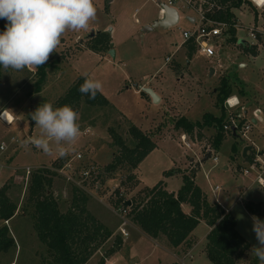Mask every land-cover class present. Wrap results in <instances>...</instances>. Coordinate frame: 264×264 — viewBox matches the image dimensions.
Returning <instances> with one entry per match:
<instances>
[{
    "label": "rangeland",
    "instance_id": "374dc122",
    "mask_svg": "<svg viewBox=\"0 0 264 264\" xmlns=\"http://www.w3.org/2000/svg\"><path fill=\"white\" fill-rule=\"evenodd\" d=\"M177 1L187 7L185 0ZM247 1L248 3L234 11L239 20L236 28L239 42L243 43L229 40L231 36L228 33L224 36L228 42L225 39H217V56L210 58L200 55L196 49L189 58L190 41L184 38L183 30L195 28V25L187 19L182 9L181 23L169 28L159 26L144 31L145 26L135 24L134 19L127 23L128 27L126 23L122 24V37L117 35V41L111 42L114 44L113 49L119 52L117 57L112 56L106 48L102 51L105 56L93 52L90 50L93 41L89 35L93 28L98 34L99 30L110 24L111 19L108 9H105L108 4L103 0H95L97 14L90 28L80 32L67 31L61 38L57 52H53L46 62L47 79L38 94L42 98L35 107L36 110L43 103H52L55 108L57 101L69 87L79 77H85V73L102 82L100 92L108 100V105H91L82 100L73 108L78 114L77 123L81 131L71 146V151L63 157L57 154L54 142L51 153H45L30 143H24L40 135V128L31 119L32 100L37 95V68H25L22 71L9 69L5 72L1 67L0 114L8 110L15 116V121L8 125L0 118V146L4 144V149L0 148V183L7 180L5 183L10 184L9 195L17 204V211L8 221L0 219V227L7 225L16 242L15 247L0 256V264H46L53 260L47 246L38 237L36 209L29 195L32 175L43 167H50L55 173L51 191L62 212L75 208L78 210L77 206L82 205L81 198L86 197L87 211L107 219L105 221L111 225L112 235L86 264H103V260L106 264L108 258L118 251L119 254L107 264L172 262L173 259L169 257L171 253L167 251L169 249L172 252L168 239L163 235L156 242L149 240L147 236L139 239L135 232L136 225L129 213L126 214L129 221L127 231L134 233L124 244L127 236L120 232L118 208L121 203L117 201L123 197L127 200L138 197L146 187H153L162 181L164 175L175 174L170 189L178 191L183 183V174L179 168L193 171L197 185L206 194L210 193L211 186L221 187L219 199L232 207L238 220V230L251 247L258 244L252 230L253 215L245 205L253 202L252 200L264 201V189L257 183H252L239 171V166L246 161L242 156L246 142L234 133L226 131V138L220 149H216L215 126L196 129L192 134L175 127L177 119L182 116L195 122L202 120L206 112L221 114L220 107L216 105V90L222 78L230 80L233 89L230 96H239L242 103V106L230 111L224 102L225 121L229 115L242 121L252 120L253 112L249 118L244 114L247 101H251V110L261 106L260 101L264 100V45H260V54L256 58H253L252 54L249 55L245 48L253 44L258 45L259 39L264 37L258 33L259 39L253 40L249 34V27L254 25L255 20L252 11L257 7L250 0ZM136 9L139 10V19L147 16L152 19L157 17L153 0H135L130 5L131 13ZM189 12L195 14L193 11ZM259 12L261 13L260 9ZM3 22L4 20L0 19V24ZM113 25L114 23L102 32H109ZM127 31L132 36L126 37ZM78 35L80 38L76 41ZM179 46H183L180 52ZM167 57H170L169 61L166 60ZM176 64L179 66L175 67ZM157 82L163 85V89L157 86ZM148 83L160 89L163 101L154 103L148 93V96L142 93L145 92L144 88L149 87ZM133 125L147 133H153L154 138L159 140L158 146L144 159L139 171L138 167L133 168L128 163L109 169L119 153L111 131H116L132 146L134 141L129 130ZM182 136H185V139ZM233 147L238 156L234 162L231 161ZM208 149H214L219 156V162L216 164L210 158L196 167V163L203 159ZM79 153L83 154L80 159L77 158ZM194 158V163H191ZM67 164H70V167L65 168ZM91 165H94L96 170L91 177L86 178L83 176V170ZM226 165L229 166L228 169L225 168ZM167 172L171 174L167 175ZM130 177L134 178L131 180ZM139 180H142L144 188H140ZM208 228L205 223H201L195 232L199 244L194 254L200 259L204 258L201 250L207 244ZM118 237L122 239L121 245L117 244ZM181 249L176 250L180 255L186 250ZM111 250L113 252H110ZM207 257L208 255L204 258L207 263H201L200 260V264H213ZM185 262L196 264L192 263L190 258H186Z\"/></svg>",
    "mask_w": 264,
    "mask_h": 264
},
{
    "label": "trees",
    "instance_id": "16d2710c",
    "mask_svg": "<svg viewBox=\"0 0 264 264\" xmlns=\"http://www.w3.org/2000/svg\"><path fill=\"white\" fill-rule=\"evenodd\" d=\"M219 7L208 13L213 20L228 23L230 40L236 39L237 17L235 10L247 0H213ZM264 15V13H263ZM7 21L0 24V30H5ZM93 42L90 49L95 52H102L105 48H111L110 32L99 31L98 34L90 38ZM247 52L256 55L257 46L251 45L245 48ZM196 46L190 40L188 50L189 58L192 57ZM175 67H178L176 64ZM48 65L37 68L36 93L42 91L47 79ZM1 76V67H0ZM85 77H79L57 101L56 107L69 105L74 108L82 100L91 105H108V100L99 91L95 99H90L88 95L79 92L80 85ZM233 89L228 78H222L220 86L216 90V105L220 107L221 114L214 115L206 112L202 120L191 121L185 116L177 119L175 127L182 129L185 133L192 134L196 129L215 126L217 134L214 140V147L220 149L225 136L224 124L226 119L225 100L232 94ZM146 96V92H142ZM129 133L134 141L129 146L125 139L112 130L111 134L114 144L118 146L119 153L115 156L114 163L109 169L116 168L119 164L128 163L131 167L137 168L145 157L155 149L156 142L151 134L141 130L137 126H131ZM233 152L235 147L232 148ZM54 172L50 167H43L32 175L29 184V195L36 209V230L40 241L48 248V252L53 257L51 263L46 264H86L98 248L112 235V231L101 223L86 208V197L81 198L80 206L74 210L69 209L62 212L58 201L54 197L51 186ZM167 172V175H170ZM195 173L183 174V185L178 192H170L164 182L160 181L153 187H146L141 194L131 199L130 217L132 222L138 226L146 235L151 238L165 236L174 248L180 246L191 247V234L198 224L203 220L211 230L207 235L206 252L213 264H241L248 251L251 249L249 241L237 229V221L232 213L226 212L217 201H210L207 195L196 184ZM131 180L134 177H130ZM129 178V179H130ZM10 184L5 183L0 188V219L10 220L17 211V204L9 195ZM125 197L119 198V203L125 202ZM191 206L190 213H187L183 205ZM246 209L253 216L264 220V208L261 203L248 202ZM117 244H122L121 237H118ZM16 242L7 225L0 227V256L15 247ZM110 252H113L111 250ZM105 263L104 260L102 261ZM252 264H259L258 259L253 256ZM174 264V263H173Z\"/></svg>",
    "mask_w": 264,
    "mask_h": 264
},
{
    "label": "clouds",
    "instance_id": "9594fccd",
    "mask_svg": "<svg viewBox=\"0 0 264 264\" xmlns=\"http://www.w3.org/2000/svg\"><path fill=\"white\" fill-rule=\"evenodd\" d=\"M96 14L94 0H0V19L7 21L0 32V67L7 72L44 65L57 52L67 31H87ZM84 76L79 92L95 99L102 82L87 73ZM31 119L40 128V135L24 143L45 153L52 152L54 142L57 154L67 155L80 135L78 114L69 105L54 108L52 103H43ZM252 219L258 244L253 245L251 253L264 264V220Z\"/></svg>",
    "mask_w": 264,
    "mask_h": 264
},
{
    "label": "crops",
    "instance_id": "0c3cea01",
    "mask_svg": "<svg viewBox=\"0 0 264 264\" xmlns=\"http://www.w3.org/2000/svg\"><path fill=\"white\" fill-rule=\"evenodd\" d=\"M105 3H107L108 5H106L107 7L105 8V9H108V15L110 16V24H108V25H106V27H104L103 28V30H106V29H108L109 28V25H112L113 23H114V25H113V27L112 28H110V33H111V31H112V33H111V40L112 41H117V35H121V37H122V35H123V32H122V29L121 28H123L124 26L122 25V24H124V23H126V26H127V23L128 22H132V19H134V21H135V24H138V23H140V25L141 26H147V25H152L156 20H158V19H160L163 15H164V12H163V5L164 4H168V1L169 0H153V1H155V9H154V11H155V13H157V17H153V19L152 18H149L148 16L147 17H144V18H141V19H139L138 18V13H139V10L138 9H136L133 13H131V10H130V5L135 1V0H103ZM94 3H95V0H94ZM186 4V3H185ZM169 5V4H168ZM187 6V5H186ZM172 7H174V8H176L177 10H178V13H179V21H178V23L176 24V25H179L180 23H181V19H182V16H181V9L182 10H184L185 11V14H186V17H187V19L191 22V23H193L195 26H196V24H197V22H198V19H197V14H196V12L194 11V10H192L191 8H188V7H185V5H183V4H181V2H179V1H176L173 5H172ZM189 11H193L195 14L193 15V14H191ZM131 13V14H130ZM252 13L254 14V18H255V20H254V25L255 26H257L260 30H261V32H260V34L261 35H263V37H264V15L262 14V13H258V8H256L255 10H253L252 11ZM238 22H239V20L237 19V27H238ZM119 24H120V26H119ZM253 25V26H254ZM128 27V26H127ZM236 27V28H237ZM251 27V26H250ZM249 27V28H250ZM193 29V28H192ZM103 30H99V31H103ZM125 30H126V27H125ZM186 30V29H185ZM185 30H183V31H185ZM188 30H190V29H188ZM93 31H96L95 30V28H93ZM228 34V33H227ZM126 37L129 35V36H132L130 33L128 34V31L126 32ZM228 36V35H227ZM226 37V36H225ZM225 37L223 38V39H225ZM229 37V36H228ZM80 37H79V35L76 37V41L79 39ZM236 38H237V41H238V43H243V42H239V36H238V30L236 29ZM229 40H230V37L228 38ZM258 39H259V36H258ZM227 40V38L225 39V41ZM227 42H228V40H227ZM260 45L262 46V45H264V38L263 39H259V44L258 45H256L257 46V54L256 55H253L252 54V56H253V58H256V57H258L259 56V54H260V51H259V49H260ZM248 47V46H247ZM112 48H114V44H113V47ZM112 48H110L109 50H108V52H110V50L112 49ZM183 48V46H179L178 47V52H180V50ZM90 50H92V49H90ZM93 51V50H92ZM115 51V55H116V57L118 56V54H119V52H118V50H114ZM93 52H95V51H93ZM95 53H98V52H95ZM103 54L104 56L106 55V54H104L103 52H100V54ZM249 53V52H248ZM108 54V53H107ZM251 53H249V55H250ZM47 64V63H46ZM244 66H247V64H243ZM179 66V65H178ZM262 73L264 74V69H263V71H262ZM157 84H159V85H157L158 87H161V89H163V85H161V83L160 82H157ZM148 85H149V87L150 88H152V89H154V91H156L158 94H159V96L161 97V101H163V96L160 94V92H159V90L157 89V88H155V86H153L151 83H148ZM242 94V93H241ZM239 97V96H238ZM240 98V97H239ZM248 102V104L246 103V110H245V112H244V114H245V116L247 117V118H249V116L251 117V113H252V105H251V101H247ZM260 108H262V112H261V114L259 115V118L256 120V125L257 124H261L260 126L258 125V127H255V129H254V131H253V139L256 141V144L259 146V147H264V142L262 141V140H264V139H262V133H263V131H264V100H261L260 101ZM251 107V108H250ZM255 107V106H254ZM8 111V110H7ZM13 118H14V121H15V116L13 115ZM253 118V117H252ZM144 132H146V131H144ZM147 133V132H146ZM148 134H151L152 136H153V139H154V141L156 142V147L158 146V142H159V140H157L156 138H154V134L153 133H148ZM161 140V139H160ZM156 147H155V149H156ZM154 149V150H155ZM154 150H152L146 157H145V159L146 158H148L153 152H154ZM244 150V149H243ZM233 154H231V161L232 162H234L235 160H236V158L238 157V156H236L237 155V153L235 152H232ZM242 156H243V151H242ZM243 157H245V156H243ZM144 161V160H143ZM142 161V162H143ZM192 162L191 163H194V161H195V158L194 159H192L191 160ZM201 161H202V159H201ZM201 161H198V164L196 163V167L197 166H199L202 162ZM141 162V163H142ZM201 162V163H200ZM141 163L139 164V166H138V171H139V167H140V165H141ZM225 168L226 169H228L229 168V166L228 165H226L225 166ZM179 171L182 173V174H184V173H191L190 171H188L187 170V168H185V169H183V168H179ZM178 173V172H177ZM176 173V174H177ZM178 175V174H177ZM175 176V174L174 175H170V176H165L164 175V178L162 179V181L164 182V186H165V188L168 190V191H170V192H178V191H174V190H172V189H170V183H171V180L173 179V177ZM249 179V178H248ZM194 180H195V176H194ZM7 181V180H6ZM5 181V182H6ZM5 182H1L0 183V188L5 184ZM196 182V181H195ZM197 184V183H196ZM182 185H183V183H182ZM139 186H140V188H144L145 186H143V183H142V180L140 181L139 180ZM216 187H218L217 189H216ZM211 188V190H210V193L209 194H206L204 191V193L207 195V197H208V199L210 200V201H217L218 203H220L221 205H222V207L223 208H225V209H227L230 213H232L233 214V209H232V207H230V206H227L224 202H222L220 199H219V191L221 190V187H219V186H214V187H210ZM213 196V197H212ZM214 198V199H213ZM239 201H241V198H239ZM253 202L255 201V200H252ZM256 203H261L262 204V206H263V208H264V201L263 200H259V199H257L256 201H255ZM183 208H184V210L187 212V213H190V211H191V206L189 205V204H184L183 205ZM94 215V214H93ZM252 215V214H251ZM101 223H103L105 226H107L108 228H110V230L112 229L111 228V225L107 222V221H105V220H107V219H105L104 220V218H101L99 215H94ZM233 216L235 217V215L233 214ZM102 221H101V220ZM235 219H236V217H235ZM236 221H237V229H238V220L236 219ZM201 223H205L209 228H208V232H207V234H206V238H207V235H208V233L210 232V230H211V227L205 222V221H201L199 224H198V226L201 224ZM197 226V227H198ZM197 227L193 230V232H192V234H191V238H192V246L191 247H186V246H180L179 248H174L171 244H170V248H172V252L171 251H169V249H167V247L165 248V249H167V251L168 252H170L171 253V255L169 256L171 259H173L172 260V262H169V263H167V264H180L179 262H181L182 264H187L186 262H185V259L186 258H190L191 259V262L193 263V262H195L196 264H200V260H201V263H204V262H206L207 263V261H206V259H204L205 258V256L207 255V252H206V245H205V248L204 249H202L201 251H203V256H204V258L203 257H201V259H200V257L197 255H195L194 254V252H195V250H196V248H197V246H198V244H199V241H198V239L196 238V236H195V232H196V229H197ZM135 232H136V234H138V238L140 239L142 236H147L148 237V239L149 240H151V241H155L156 242V240H158L159 238H160V236L158 237V238H151V237H149L148 235H146L138 226H136L135 227ZM240 232V231H239ZM113 233V232H112ZM132 233H134L133 231H132ZM132 233H129V235L126 237V239H125V241H124V244L127 242V239L129 240V238L131 237V235H132ZM242 234V233H241ZM168 243H169V241H168ZM165 247V246H164ZM181 248H185L186 250L185 251H183V254L182 255H180V253L178 252V251H181L182 249ZM251 249H252V247H251ZM251 249L248 251V253L246 254V256H245V260L241 263V264H252L251 263V259H252V257L254 256V255H252V253H251ZM176 250H178L177 252H176ZM119 252L120 251H118L117 253H115V254H113L112 256H110L109 258H108V260H107V262H106V264L108 263V261L111 259V258H113L115 255H117V254H119ZM199 259V260H198ZM207 259H208V257H207Z\"/></svg>",
    "mask_w": 264,
    "mask_h": 264
},
{
    "label": "built area",
    "instance_id": "2783aa9c",
    "mask_svg": "<svg viewBox=\"0 0 264 264\" xmlns=\"http://www.w3.org/2000/svg\"><path fill=\"white\" fill-rule=\"evenodd\" d=\"M177 0H169L168 4L172 6ZM258 9L261 10V13H264V0H250ZM185 3L188 8L194 10L199 17L198 22L195 28L190 30L183 31V36L186 41L193 40L197 49V53L207 57H215L218 54V42L217 39H223L224 36L228 33L229 24L226 22H219L213 20L208 16V13L214 11L215 8L219 7L216 1L213 0H185ZM164 12V9H163ZM237 27V24L235 25ZM250 36L253 40L258 39V33L261 30L257 26H252L249 28ZM254 45V44H253ZM167 61L170 60V57H167ZM225 105L230 111L237 109L242 106L241 100L238 96H229L225 100ZM253 119L242 121L236 116L228 117V120L225 121L224 130L234 133L235 136L242 138L246 143V146H251L247 151L245 156V163L239 166V171L241 174L249 178L252 183H257L264 189V147H259L256 144V141L253 139V131L256 125V120L259 118V115L262 112L260 107H255L253 110ZM5 121V120H4ZM14 118L11 122L5 121L8 125L13 123ZM264 137V131L262 133ZM185 139V136H182ZM14 139V138H13ZM4 149V144L0 146ZM211 151V159L217 164L219 162V156L214 152V149H208L207 152ZM206 152V153H207ZM205 153V155H206ZM83 157L82 153L77 154V158L80 159ZM70 167V164H67L65 168ZM96 167L91 165L87 169L83 170V176L86 178L91 177L92 173L95 172ZM218 187H216L217 189ZM131 201V200H127ZM127 201L122 202L118 208L120 213V232L124 236H128L129 232L127 231V225L129 221L126 217L127 213H130ZM131 205V204H130ZM226 212H229L226 209ZM15 264V263H13Z\"/></svg>",
    "mask_w": 264,
    "mask_h": 264
},
{
    "label": "water",
    "instance_id": "95a60500",
    "mask_svg": "<svg viewBox=\"0 0 264 264\" xmlns=\"http://www.w3.org/2000/svg\"><path fill=\"white\" fill-rule=\"evenodd\" d=\"M163 9H164V15L156 20L152 25H147L144 27V31L146 30H152L153 28L155 27H164V28H169L171 26H175L178 21H179V13H178V10L168 4H164L163 6ZM97 34L96 31H92L91 34L89 35L90 38L94 37L95 35ZM113 47V44L111 43V48ZM110 54L112 56H115V51L114 49L112 48L110 50ZM214 71L212 70V73ZM145 92L148 93L154 103H157L161 100V97L159 96V94H157L154 89L150 88V87H146L144 88ZM41 96L40 95H36L33 100H32V112H34L35 110V107H36V104L37 102H39L41 100ZM251 148V146H246L243 150V156H246L247 155V151ZM211 151L207 152L206 155L203 157L202 161L201 162H205L207 161L208 159L211 158ZM200 162V163H201ZM127 204H131V201H127Z\"/></svg>",
    "mask_w": 264,
    "mask_h": 264
},
{
    "label": "bare ground",
    "instance_id": "6f19581e",
    "mask_svg": "<svg viewBox=\"0 0 264 264\" xmlns=\"http://www.w3.org/2000/svg\"><path fill=\"white\" fill-rule=\"evenodd\" d=\"M1 113L2 114H0V118L2 120L8 121V122H11L13 120V115L9 111L5 110V111H2Z\"/></svg>",
    "mask_w": 264,
    "mask_h": 264
}]
</instances>
